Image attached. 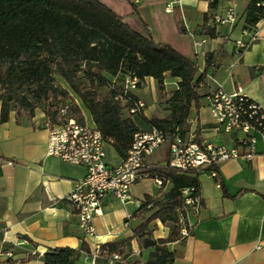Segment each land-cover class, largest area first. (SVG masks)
<instances>
[{
	"label": "crops",
	"instance_id": "obj_1",
	"mask_svg": "<svg viewBox=\"0 0 264 264\" xmlns=\"http://www.w3.org/2000/svg\"><path fill=\"white\" fill-rule=\"evenodd\" d=\"M101 1L123 16L124 22L138 33L144 35L146 25L154 42L171 45L195 62L198 72L205 69L206 55L210 54L204 86L198 89L201 98L221 86L226 92L240 91L264 111V30L247 46L236 44V41L248 42L254 30L245 27L244 22L245 9L251 0H233L237 20L231 25L216 24L211 19L214 13L222 12L226 0ZM205 31H211L213 36ZM169 78L175 84L170 90L176 89L178 79ZM154 82L152 77H146L136 91L146 88L156 99ZM134 94L141 99L139 93ZM201 98L196 116L188 119L189 127L194 129L198 124L204 141L235 147L241 156L216 165L222 187L206 173L199 174L201 208L198 215L189 218L191 233L167 244V249L175 252L172 264H264V137L256 134L250 148L238 144L240 133H213L207 101L204 103ZM144 103L145 108L133 116L142 130L149 127L148 119L155 117L157 105ZM77 105L84 123L88 124L84 116L86 109ZM167 113L166 110L163 117ZM48 120L40 108L35 109L32 117L17 118L11 105L7 121H0V251L11 250L18 264H43L42 255L48 248H77L83 241L89 252L81 254L75 264H143L149 250L133 238V228L140 223L133 216L137 209L133 201L122 204L112 195H106L101 202V213L93 219L94 235L81 232L67 197L86 169L46 154ZM90 120L88 125L95 126L91 116ZM106 147L113 149L106 142V162L119 163L122 159L115 150L109 157ZM163 152L159 154L165 162L167 147ZM247 154L249 158L245 157ZM152 157L153 154L149 159ZM163 163L149 160V165ZM171 187L169 181L158 195ZM127 215L132 217L125 226ZM152 225L153 239L168 236V227L160 221ZM125 239L130 242L120 259L94 256L97 244Z\"/></svg>",
	"mask_w": 264,
	"mask_h": 264
},
{
	"label": "trees",
	"instance_id": "obj_2",
	"mask_svg": "<svg viewBox=\"0 0 264 264\" xmlns=\"http://www.w3.org/2000/svg\"><path fill=\"white\" fill-rule=\"evenodd\" d=\"M251 0L245 9V27L253 28L264 9ZM133 6V5H132ZM134 7V6H133ZM182 30L179 26V31ZM206 34L213 36L211 31ZM144 35L132 29L101 0H0V121L8 119L11 105L17 118L32 117L42 109L52 123L58 110L67 104V115L84 122L77 104L70 105L75 95L91 116L103 138L110 143L120 159H124L140 129L127 113L128 104L115 99L123 90L126 74L137 79V88L146 77H152L159 94L165 91V78L178 79L177 88L167 98V115L151 117L148 124L161 129L188 130V119L200 108L198 89L204 86L206 67L198 72L195 62L167 43H156L144 25ZM61 79L66 86L59 84ZM132 97L137 99L133 94ZM53 108L49 111L46 107ZM200 136L198 124L194 127ZM148 171L164 176L172 183L166 193L144 194L133 214L140 223L133 228L142 248L148 249L143 264H172L175 252L167 244L181 238L180 215H185L179 197L183 187H199V174H180L164 164L149 165ZM217 184L222 187L216 176ZM150 205V206H149ZM160 221L169 229L166 238L153 239V222ZM188 234L191 227H187ZM129 239L102 245L99 255L123 254ZM89 249L81 241L79 247L48 248L43 264H75Z\"/></svg>",
	"mask_w": 264,
	"mask_h": 264
},
{
	"label": "built area",
	"instance_id": "obj_3",
	"mask_svg": "<svg viewBox=\"0 0 264 264\" xmlns=\"http://www.w3.org/2000/svg\"><path fill=\"white\" fill-rule=\"evenodd\" d=\"M213 2L214 0H210ZM256 6L264 9V0L256 2ZM211 19L216 24L231 25L237 20L236 4L226 0L221 13H214ZM248 42L236 41L239 46H247L264 30V14L254 25ZM197 45L200 43L197 42ZM138 79L133 74H126L123 90L115 96L123 104H128L127 113L136 115L145 108V103L132 95L137 89ZM135 95V94H134ZM205 99L212 119V132L219 134L240 133L238 144L252 148L255 135L264 137V111L259 104L253 102L240 91L226 92L221 86L206 93ZM68 105L58 110L57 122L50 119L47 125L46 154L59 160L85 167V175L75 182L67 200L73 214L78 218L81 232L94 235L93 219L101 213V202L106 195H112L120 203L133 201L139 208L142 199L130 195V187L142 179H151L160 189L169 183L164 176L148 171L149 157L166 145L168 156L164 165L180 174L197 175L202 172L211 178L217 176L216 165L228 159H237L241 155L235 147L213 145L199 139L195 130L189 128L185 132L161 129L149 125L146 130L133 134V140L127 155L119 163L110 165L106 162L104 146L106 141L96 126L78 121L67 115ZM249 154L245 157L249 158ZM179 197L184 202L185 215H180V236L188 235L187 227H191L189 218L199 214L202 199L200 187L191 186L179 189ZM150 206V205H149ZM132 215H127L124 225L128 226ZM102 245L97 244L94 256L100 254ZM110 260L120 259L117 253L108 256ZM19 261L9 249L0 251V264H18ZM94 264V263H92Z\"/></svg>",
	"mask_w": 264,
	"mask_h": 264
},
{
	"label": "rangeland",
	"instance_id": "obj_4",
	"mask_svg": "<svg viewBox=\"0 0 264 264\" xmlns=\"http://www.w3.org/2000/svg\"><path fill=\"white\" fill-rule=\"evenodd\" d=\"M165 80H166V84L164 85L165 91L163 94L158 93L156 83L154 82L156 99L154 98V95L152 96L151 93L147 92L146 88L142 87L140 91H136V90L134 91L135 93L136 92L139 93L141 100L143 102H146V104L156 105L157 103L156 108H155V113H154L155 117H163L165 115L167 106H168V103L166 100L169 97L170 89L175 87V84H173L172 79H170L169 77H166ZM58 82L63 87L69 89L62 80H59ZM71 97H72L71 102L69 103L70 105L79 103V105L82 107L79 99L75 95L71 93ZM201 100L202 102L205 103V97H202ZM46 107L49 111L53 110V108L49 106L48 102L46 103ZM84 116H85L86 122L90 124L91 120H90V114L88 113V111L86 110L84 111ZM191 125L193 126V124ZM165 148H166V145H162L160 148H158L154 152L153 157L150 158L149 160L150 161L157 160L158 163H163L164 159L161 157L162 155H160L159 152H163ZM106 152L108 156L110 157L113 154V149L111 147H106ZM158 191H159V188L153 183L151 179H142L130 187V195L134 199H141L144 194H151V193L153 194V193H157Z\"/></svg>",
	"mask_w": 264,
	"mask_h": 264
}]
</instances>
